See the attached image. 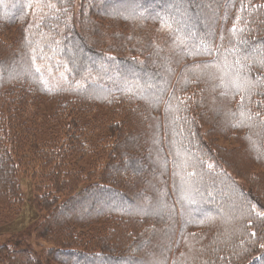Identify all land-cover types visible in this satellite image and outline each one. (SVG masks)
Returning a JSON list of instances; mask_svg holds the SVG:
<instances>
[{"label":"trees","instance_id":"1","mask_svg":"<svg viewBox=\"0 0 264 264\" xmlns=\"http://www.w3.org/2000/svg\"><path fill=\"white\" fill-rule=\"evenodd\" d=\"M184 1L0 0L1 28L36 22L27 50L0 59V205H21V158L39 156L27 170L44 172L32 205L50 264H264L250 214L264 213V0ZM40 97L63 141L21 154L9 142ZM96 105L113 111L107 132L83 116ZM100 150L97 174L81 157ZM22 238L0 264H43Z\"/></svg>","mask_w":264,"mask_h":264},{"label":"rangeland","instance_id":"2","mask_svg":"<svg viewBox=\"0 0 264 264\" xmlns=\"http://www.w3.org/2000/svg\"><path fill=\"white\" fill-rule=\"evenodd\" d=\"M77 10L78 9L76 7L74 9L75 21H76ZM32 13L33 12H31L30 14ZM37 21L39 24H42L43 20L41 19V17L38 16ZM35 23L36 22H34V20L31 19L28 21L23 20L22 25L18 24V27H2V28L0 27L2 29V30L0 29V31L4 35L3 37L4 42L2 44H4L3 48L5 52L3 56H1L0 59L12 57L14 56L16 52L22 53L27 50L22 47V43L27 44V42H29L30 39H32L31 33H33V28L35 26ZM46 28H47L46 26H43V29L45 31L47 30ZM6 32H8L6 34L7 36L5 35ZM162 38L165 40L163 36ZM14 48L17 49L16 52H12ZM15 92L17 93L18 89L17 90L13 89V95L16 94ZM4 94L6 96L5 92ZM37 100L42 103L41 109L31 111V110H28L26 106L23 107L22 115L28 118L29 120V122L26 124L27 126L26 133L28 136L27 135L22 136L19 143L17 144L16 143L10 144L9 142V145H12V146L17 145L21 154H22V150L32 151L34 146L40 147L45 142H49L50 139H57V140L63 141V137L61 135L62 133L58 132L57 130H61L62 125H65L67 121L65 123H59V124L52 122L49 119V117L58 114V111H55L52 114V111L49 110V102L50 103H53V102H51L50 99H48L49 102L48 101L43 102V98L41 97L38 98ZM0 106H5L6 110L11 109V106L10 104H8V101L6 103H2L0 100ZM43 110H46V111H43ZM112 113H113L112 109L96 105V108H94L91 113H85L83 116H87L88 114H91V116L96 118L97 121L95 122V124H97L99 127L96 133H99V132H107L108 128L110 127L108 126L109 116H114ZM43 117H46L47 120ZM205 128H210V127L207 126ZM33 137H35V139L37 140L38 145L37 144L32 145L28 142V139L29 138L32 139ZM220 143L224 145L223 142H220ZM42 150L46 153L45 149H42ZM105 150H100L98 151L96 155L89 157L87 159L84 156H82L81 162L82 163L93 162V164L99 165L100 167L95 166L96 172L98 174V172L101 171V168L106 163L109 157V155L105 154ZM34 157L39 158V156H31V155L29 156L28 154H25V158L24 156H22L21 161H20L21 168L18 173V181L20 185L22 183L21 191L23 192V196H24V200L21 203V205L17 209L16 207H13L12 210H6L4 206L0 205V245L7 243V246L10 249L11 247L10 245H12V242H15L11 240L12 235L21 234V237L23 238L21 240L16 239V241L19 242V247L22 249L26 248L25 251L29 252L31 258L33 257L35 258L38 256V259L40 262H42L43 264H50V262L46 260V254H42V253L47 252V250L51 247L52 245L51 242H52L53 237L50 235H38L37 231L39 227H41L42 225V221H40L41 215L35 212L33 205H32L33 197L35 196L34 202L35 200L38 201V198H39V195L36 192L33 194V189H32L34 188L33 180L34 182H36L37 180H39L40 182V178H41L44 181L43 171L30 174V172L27 170V164L30 165ZM42 165H44V163H42ZM240 182L242 183V185L248 187V184L245 183L244 180ZM86 189L82 190L78 194H73V195L75 196L78 195V197L80 198H85L86 197L85 195L87 193L84 194V191ZM89 199H94V198H89ZM89 202L90 201H86L84 203L83 209H85V207L87 206ZM260 202L264 203V200L263 201L260 200ZM115 223H116V219H114V224ZM221 233H223V231H221ZM31 258H29V260H31Z\"/></svg>","mask_w":264,"mask_h":264},{"label":"snow or ice","instance_id":"3","mask_svg":"<svg viewBox=\"0 0 264 264\" xmlns=\"http://www.w3.org/2000/svg\"><path fill=\"white\" fill-rule=\"evenodd\" d=\"M247 7H248L247 4H245V3H243V2L241 3V8H242V9H245V10H246ZM239 19H240V17H237V20H239ZM232 31H233V32L237 31V29H236V25H235V24H233ZM240 31H243V30L240 29ZM35 71H36V72H39L40 69H39V68H36ZM243 115H244V113L242 112V113H241V116H243ZM242 124H243V120L237 122V124H235L234 126L239 127V126H241ZM250 214H254V215H256L258 218H260V217H264V213H262V212H257V211L255 210V208H251V209H250ZM201 223H204V221H201ZM252 235L255 236L256 233H252Z\"/></svg>","mask_w":264,"mask_h":264}]
</instances>
